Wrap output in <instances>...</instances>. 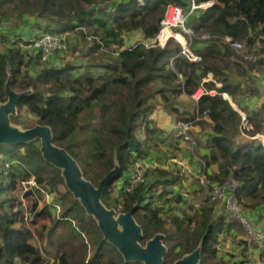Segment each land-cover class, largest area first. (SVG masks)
<instances>
[{
  "label": "trees",
  "instance_id": "obj_1",
  "mask_svg": "<svg viewBox=\"0 0 264 264\" xmlns=\"http://www.w3.org/2000/svg\"><path fill=\"white\" fill-rule=\"evenodd\" d=\"M142 1L144 5L139 0H0V21H17L20 28L26 18H31L43 34H76L89 44L85 65H58L57 61L44 63L39 52L24 49L32 45V40L0 34V102L7 100L4 87L8 72L15 90L23 92L33 87L34 93L19 102V116L14 121L26 128L37 124L52 127L54 142L69 151L86 178L96 185L113 169L116 152L120 173L108 186L103 201L120 212H128L137 204L134 216L144 230V241L158 232L166 235L165 264L193 252L202 239V264H254L247 255L238 261L218 257L216 246L222 235L239 237L245 233L240 221L227 213L216 216L218 205H188V211L175 213L173 204H188L184 195L174 192L187 180L177 164L172 163L171 169H155V180H150L153 173L147 171L146 181L131 193H126L125 187L134 166L157 150L153 136L158 128L151 120L154 112L162 107L176 116L179 124L192 121L195 113L183 109L179 97L190 98L203 86L206 92L214 90L216 94L200 99L202 119L190 133L196 150L200 147L207 151L199 156L203 163L198 160L206 185L212 189L235 178L240 184L236 198L243 213L255 227H262L264 148L258 140H239L243 137L242 116L223 94L246 112L256 133L264 135V101L249 111L254 108L252 98H259L260 92L247 87L245 80L253 81L254 73L264 79V60L241 58L223 38L242 42L253 53L264 51V0H217L213 7L196 8L186 26L197 35L191 50L201 57L199 62H190L174 38L165 46L159 44L161 23L169 6L190 11L193 4L204 2L209 6L216 0ZM135 32L142 40L126 47L124 37ZM205 35L210 38H203ZM168 37L160 35L163 43ZM209 74L222 89L212 81H203ZM211 124L208 131L206 127ZM143 133L145 140L140 138ZM0 154L17 160L7 175L4 162H0V264H141L125 263L120 253L104 241L81 205L67 189L61 191L65 184L60 172L43 160L36 143L0 146ZM33 179L40 189L23 195L31 214L27 225V211L18 193L22 182ZM120 180L123 185L119 197L113 199L111 188ZM43 193L51 195L53 203L40 208ZM30 198L33 204H29ZM158 201L162 206H155ZM56 207L60 209L58 214L52 210ZM38 233L48 235L50 241L43 245L38 239L37 245ZM251 245L260 249L255 243L242 241L243 255Z\"/></svg>",
  "mask_w": 264,
  "mask_h": 264
},
{
  "label": "water",
  "instance_id": "obj_2",
  "mask_svg": "<svg viewBox=\"0 0 264 264\" xmlns=\"http://www.w3.org/2000/svg\"><path fill=\"white\" fill-rule=\"evenodd\" d=\"M12 80V74L8 72L4 87L7 100L0 102V146L40 142L39 151L43 160L60 172L67 191L81 205L87 216L93 219L104 241L120 253L125 263L165 264V255L168 253L166 235L158 232L144 241V230L134 216L137 204L128 212H120L116 208H109L103 201L108 186L120 173L117 153L114 154L113 169L98 185L94 184L86 178L81 165L69 151L54 142L52 127L37 124L24 129L15 123L14 119L19 116V102L32 95L34 89L31 87L23 92L17 91L13 88ZM203 242L204 239L193 252L183 255L173 264H202Z\"/></svg>",
  "mask_w": 264,
  "mask_h": 264
},
{
  "label": "built area",
  "instance_id": "obj_3",
  "mask_svg": "<svg viewBox=\"0 0 264 264\" xmlns=\"http://www.w3.org/2000/svg\"><path fill=\"white\" fill-rule=\"evenodd\" d=\"M142 5H144L142 0H139ZM215 4V3H214ZM213 4V5H214ZM211 6V5H209ZM207 5H204L203 8H207ZM198 6L195 4L192 5V8L188 14L184 13L183 8L178 6H169L165 18L163 19L161 25L163 32H171V37L177 40L183 50L182 54L186 56L190 62H199L201 61V57L194 54L191 50L192 41L196 38V34L190 28L186 26V21L189 15L196 9ZM177 31V32H175ZM203 38H210L209 35L203 36ZM223 41L229 45L231 49L236 51L238 55L246 60L250 61H259L264 60V51H259L256 53L250 52L246 45L239 41H234L231 37H224ZM32 45L30 48L34 49L36 52L41 54L42 62L46 63L49 62L50 59L56 55L59 51H66L68 49V36L67 35H52V34H43L37 39L32 40ZM205 80V78H204ZM215 95L216 91L206 92L204 87H200L191 97L190 99L195 102L196 110H195V117L192 121L187 123L181 124V136L186 142H189L192 146V149L195 151L197 144L191 136L190 131L193 129L195 125L202 119V115L200 114L198 102L200 99L205 95ZM225 98H227V94H223ZM242 114V122L240 125V130L242 135L247 138L251 139H258L264 148V135L258 134L255 131L253 125L248 121L246 115ZM197 160L201 161L199 158ZM147 160L139 161L134 168L132 169L131 176L129 178V182L125 187L126 193L133 192L137 187H139L142 183L146 181V172L148 171ZM174 163L177 164L185 173L186 175L193 174L194 171L187 163L183 160H174ZM14 162L12 161H5L4 162V171L5 175L13 168ZM203 167L205 168L206 165L204 164ZM198 178L200 179V184L203 188V193H205V197L200 200H196L194 203L191 202L192 205L201 206L207 204H217L221 206L224 211L231 217L234 218L243 225L247 241L249 244L253 243H261L264 242V231L257 229L248 215L243 213L241 206L239 205L237 198H236V191L239 188L240 184L235 178L228 179L224 184L215 185L212 189H209L206 185L205 179V172L200 170L198 173ZM23 194L29 190L34 188L40 189V186L37 185L36 181L33 179L28 182H22L21 185ZM42 192H44L41 189ZM46 195L47 199H49V194L43 193ZM190 198L188 197V201L190 202ZM21 201L23 202L24 209H26L25 213V222L29 225V221L31 220V214L29 209L27 208V203L25 198L22 196ZM193 201V200H192ZM50 202L48 201L47 204ZM52 203V202H51ZM58 208V207H56ZM60 210V209H59ZM253 262V261H252Z\"/></svg>",
  "mask_w": 264,
  "mask_h": 264
},
{
  "label": "rangeland",
  "instance_id": "obj_4",
  "mask_svg": "<svg viewBox=\"0 0 264 264\" xmlns=\"http://www.w3.org/2000/svg\"><path fill=\"white\" fill-rule=\"evenodd\" d=\"M189 12L190 11L184 10L185 14H188ZM35 23L36 22H34L33 19L26 18L23 26L18 28L17 26L19 24L17 21H12V20L0 21V34L1 35L10 34L12 36H15V35L21 36L25 40H28V41L34 40V39H37V36L43 35V33L40 30L35 28ZM138 33L139 32H137V35H138ZM68 38H69V48L65 52L54 55L52 57L54 59L51 58L50 61L55 62V61L59 60L64 65H67L69 63L70 64H76V65H85L86 61H87L86 60V53H87L89 44H86L84 41H82V39H80L76 34H73L72 36H70ZM124 39L126 40L127 45L132 44V43H136V41H137L136 36H133L132 38L125 36ZM24 49L29 50L31 53L35 52V50L30 48V47H24ZM31 72H33V74L37 73L35 70H31ZM232 78L234 80H237V77L234 75ZM245 80L247 82V84H246L247 87H250L252 89H259V86H261V90L263 89L264 84H262V80H263L262 74H257V73L253 74V81H250V80L247 81V79H245ZM220 87H222V86L220 85ZM256 103H258V100ZM167 114L169 116H173L169 113H167ZM15 123L19 124L22 128L26 129V127H24L22 124H20L18 122H15ZM162 132L163 131L158 128V130L155 133L156 136H153V140H154L153 142H156V144L153 143V145H155L157 150H152L150 156L146 159L147 160L146 163L148 165V171H151L153 173V177L150 180L157 179L156 175H155V169H157V168H166V169L173 168L172 163L168 162L169 160H171V159L183 160L181 158H185V155H186L185 160L187 159V153H185V151H183V153H185V155H183V153H180V151H181L180 148H178V144L180 146H182V142H185V140L182 138L181 134H179L178 137L173 139V138L167 136L166 134L164 136V134ZM140 138L142 140H145V138H146L145 134L143 133L140 136ZM36 144L40 148V142H36ZM23 151H24V149H22L21 153H23ZM9 158L10 157L5 155V154H0V162L3 163L5 161H12V162H14V167H15V165H17L16 164L17 160L9 159ZM184 162L187 163L186 161H184ZM176 170H177V168H176ZM198 175L199 174H197V175H193V174L186 175L187 180L183 183V187L174 188V192L175 193L179 192V193H181V195H184L185 199H187V203H188L186 205L185 204L184 205H174L173 204L174 211L178 215L182 214V212L180 211L181 209L188 211V208H187L188 205L189 206H195V205H192L191 202L194 203L196 200L198 201V200L203 199L205 197V193H203V188H202L201 184L197 181ZM123 179H125V178H123ZM122 185H123V180H120L118 183H116V184H114V186H112L111 194H112L113 199H117V197H119L118 192H119V189L121 188ZM60 189H61V191H66V187H61ZM22 194H23V191L21 189H19L18 195L20 198L23 196ZM188 197H191L190 202L188 201ZM43 199H44L45 204L48 203V201L50 203L53 202V198L49 196V199H47L45 194H43V198L40 201H42ZM29 201H30L29 204L34 203L33 198H30ZM159 205L162 206V201L161 202L158 201L155 204L156 207H158ZM215 205H217V204H215ZM53 211H54V213L58 214L59 208H54ZM218 212L226 215V212L224 211V209L221 206H217L216 216H219ZM43 224H44L43 222L40 223L39 227H37L38 230L41 228V226ZM261 225H262V227H259V226H256V227L260 228V230H264V221H262ZM31 228L33 231L36 232L37 229L35 230V228L32 226H31ZM233 235L234 234H232V233H227V234H224L220 237L219 244L216 246L218 251H219L218 257L220 259L223 257H226L228 259L231 258L233 260L238 261L242 258V256L245 257L247 255L246 258L249 259L250 261H253L254 264H260V260L264 264V242H261L259 245H257V243H255V246H258L260 248L259 250L255 249L254 245H251L249 247V249L243 255L244 252L240 248L241 247L240 243H242V241L247 240L246 234L244 233L243 235H241L239 237H237L236 235L235 236H233ZM36 239H37L36 240L37 245L39 243L38 239H40V241H41L40 243L43 245L45 242L50 241V237L48 235H44L43 233H38V235L36 234ZM231 255H233V257H231Z\"/></svg>",
  "mask_w": 264,
  "mask_h": 264
},
{
  "label": "crops",
  "instance_id": "obj_5",
  "mask_svg": "<svg viewBox=\"0 0 264 264\" xmlns=\"http://www.w3.org/2000/svg\"><path fill=\"white\" fill-rule=\"evenodd\" d=\"M216 2H217V0H216ZM68 36V35H67ZM133 36H136V39H137V41L136 42H138V41H141L142 40V38H141V34L140 33H138V35H137V32H135V33H132V34H129V35H127V37H130V38H132ZM170 38H172L171 37V35H169V37L167 38V40L163 43L162 41H161V39H160V36H159V38H158V42H159V44L161 45V46H165L166 45V43H167V41L170 39ZM125 40V39H124ZM134 43H132V44H129V45H127L126 44V40H125V45H126V47H129L130 45H133ZM232 51H234L233 49H231ZM235 53H237L236 51H234ZM238 54V53H237ZM57 57V56H56ZM52 59H54V58H52ZM235 59V61H239L238 60V58H234ZM58 65L59 64H62L60 61H58L57 60V62H56ZM255 74V73H254ZM257 74H260V73H257ZM203 81L204 82H210V81H212V82H214V83H216V85H217V87L219 88V89H222V87H220V84H217V82H216V80H215V78H214V76L212 75V74H209L208 76H205V80L203 79ZM262 84H264V79L262 80ZM222 86V85H221ZM258 92H260V96H259V98H257V96H254L253 98H252V100H251V102H250V104H252L253 106H254V108H252V109H249V111H253V110H256L258 107H260L261 105H262V102L264 101V85H263V89L261 90V86H259V91ZM261 97V98H260ZM226 99H229V101L231 102V104H232V106H233V108L236 110V111H238L239 113H240V115L242 116V114L241 113H243L244 115H246V117H247V114H246V112H244V111H242L237 105H235L234 103H233V101H232V99L227 95V98ZM257 100H258V103H256L257 102ZM179 102H180V104L182 105V107H183V109H187L188 111H190V112H194L195 113V110H196V104L189 98V97H187L186 95H184V96H181V97H179ZM245 104H247V103H245ZM182 109V110H183ZM194 110V111H193ZM168 112H166L162 107H158V109L154 112V114L152 115V117H151V120L155 123V125L160 129V130H162L163 132V134H164V136H165V134L167 135V136H169V137H171V138H173V139H175L176 137H178L179 136V134L181 133V124H179L177 121H176V116H169L168 114H167ZM242 119H243V117H242ZM248 119V118H247ZM249 121V120H248ZM250 122V121H249ZM251 123V122H250ZM177 124V125H176ZM252 124V123H251ZM253 125V124H252ZM211 126H212V124L210 125V126H207L206 127V129L208 130V131H211ZM254 127V126H253ZM169 130V131H168ZM196 131L197 132H200V130H199V128H197L196 129ZM262 135V134H261ZM243 137L242 138H240L239 140L240 141H247V140H253V139H251V138H247V137H245L244 135H242ZM254 140H258V139H254ZM259 141V140H258ZM176 142V141H175ZM260 142V141H259ZM172 144V143H171ZM170 144V145H171ZM173 145V144H172ZM178 148H180V153H183V151H185V153H187V159L185 160V158H186V155H185V153H183V155H185V158H181V159H183V161H186L187 163H188V165H189V167H191L192 168V170L194 171V175H197L198 173H199V171H200V169H201V165H199V161L197 160V158H199V156H204L206 153H207V151L206 150H204V149H202V148H200V147H198V149L197 150H193L192 148H191V146L189 145V143H186V141L185 142H182V146H180L179 144H178ZM190 159V160H189ZM169 163H174V159H171V160H169L168 161ZM201 162V161H200ZM175 164V163H174ZM211 170L213 171V172H216V167H212L211 168ZM50 197H52L51 195H50ZM45 199V198H44ZM44 199L42 200V201H40V204H39V207L40 208H43L44 206H45V203H44ZM53 203V202H52ZM47 204V203H46ZM52 210H54V209H52ZM218 214H221L220 212H218Z\"/></svg>",
  "mask_w": 264,
  "mask_h": 264
},
{
  "label": "clouds",
  "instance_id": "obj_6",
  "mask_svg": "<svg viewBox=\"0 0 264 264\" xmlns=\"http://www.w3.org/2000/svg\"><path fill=\"white\" fill-rule=\"evenodd\" d=\"M216 5H217V2L215 3ZM215 4H214V6H215ZM204 7V2H203V4H200L199 6H198V8H202V9H206V8H203ZM210 7H213V5H211V6H208L207 8H210ZM176 32V31H175ZM161 34V33H160ZM158 38H159V36H158ZM226 94V93H225ZM225 98V97H224ZM226 99V98H225ZM229 100V99H228ZM195 103V102H194Z\"/></svg>",
  "mask_w": 264,
  "mask_h": 264
},
{
  "label": "bare ground",
  "instance_id": "obj_7",
  "mask_svg": "<svg viewBox=\"0 0 264 264\" xmlns=\"http://www.w3.org/2000/svg\"><path fill=\"white\" fill-rule=\"evenodd\" d=\"M172 33L171 32H163L162 33V35H164V36H169V35H171Z\"/></svg>",
  "mask_w": 264,
  "mask_h": 264
}]
</instances>
